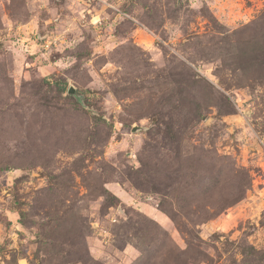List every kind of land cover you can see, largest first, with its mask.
<instances>
[{"label": "rangeland", "instance_id": "rangeland-1", "mask_svg": "<svg viewBox=\"0 0 264 264\" xmlns=\"http://www.w3.org/2000/svg\"><path fill=\"white\" fill-rule=\"evenodd\" d=\"M0 264H264V0H0Z\"/></svg>", "mask_w": 264, "mask_h": 264}, {"label": "water", "instance_id": "water-1", "mask_svg": "<svg viewBox=\"0 0 264 264\" xmlns=\"http://www.w3.org/2000/svg\"><path fill=\"white\" fill-rule=\"evenodd\" d=\"M67 93L74 95L79 100V96L75 95V89H74V87L69 86L68 89H67ZM138 129H139V127H133L132 128V131H137Z\"/></svg>", "mask_w": 264, "mask_h": 264}]
</instances>
